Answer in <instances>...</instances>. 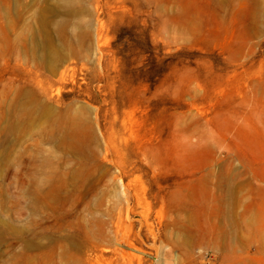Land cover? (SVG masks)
<instances>
[{"label":"rangeland","instance_id":"obj_1","mask_svg":"<svg viewBox=\"0 0 264 264\" xmlns=\"http://www.w3.org/2000/svg\"><path fill=\"white\" fill-rule=\"evenodd\" d=\"M0 264H264V0H0Z\"/></svg>","mask_w":264,"mask_h":264}]
</instances>
